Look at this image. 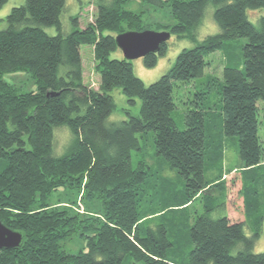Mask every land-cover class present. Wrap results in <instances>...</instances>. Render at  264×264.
<instances>
[{
  "label": "trees",
  "instance_id": "1",
  "mask_svg": "<svg viewBox=\"0 0 264 264\" xmlns=\"http://www.w3.org/2000/svg\"><path fill=\"white\" fill-rule=\"evenodd\" d=\"M8 1L0 0V9ZM128 1L94 0V20L82 28L73 18L68 35L44 29L61 30L67 0H26L4 19L0 220L24 241L19 249H0V264H264V252L253 251L264 219V14L259 28L248 16L264 11V0H149L170 7L175 24L160 26L164 31L196 46L182 50L169 72L148 86L132 62L112 58L117 35L149 30L141 14L123 8ZM209 6L220 33L197 42ZM237 39L245 43H226ZM82 45L94 48L98 89L85 78ZM167 50L166 43L142 59L145 66L155 67ZM220 51L222 77L206 76L205 57ZM20 72L31 75L36 90L5 79ZM205 77L180 130L174 87ZM115 89L131 104L140 99L139 115L108 121ZM63 128L70 141L56 155V132ZM229 143L237 147L239 169L225 164ZM232 172L242 184L236 220L228 213L225 176ZM201 198L204 213L190 212ZM215 210L224 216L213 219ZM75 236L85 247L73 254L63 245Z\"/></svg>",
  "mask_w": 264,
  "mask_h": 264
},
{
  "label": "rangeland",
  "instance_id": "2",
  "mask_svg": "<svg viewBox=\"0 0 264 264\" xmlns=\"http://www.w3.org/2000/svg\"><path fill=\"white\" fill-rule=\"evenodd\" d=\"M94 0H67L66 8L61 16V30L56 26L45 27V32L49 36H57L62 33L63 35H68L73 30V18L79 17V24L82 28L86 27L91 23L96 16V8L93 5ZM26 0H9L8 3L0 9V31L6 28L4 19L11 12L12 8L16 6L24 5ZM123 8L128 11H132L138 14H141L146 28L152 31H164V28L160 26H169L174 25L175 20L172 18L170 7L168 4L160 5L156 2L149 0H130L123 5ZM214 7L209 6L205 11L202 24L196 31L197 42L204 41L208 36L216 35L220 33L219 26L215 23L213 14ZM264 14L263 10L249 11L248 16L250 21L259 28V19ZM227 44L233 45H242L245 43L243 39H237L236 41H228ZM196 46V43L189 41L188 39L178 40L176 37H171L167 43V52L164 56L159 57L158 62L155 67L148 68L145 66L142 59L131 61L133 64V70L135 75L140 78L147 86L158 81L163 75L169 72L176 62V59L180 52L184 49L193 48ZM239 49V47H237ZM237 54L241 53V50H236ZM81 55L83 58V64L85 68V78L87 82L95 88H98L100 83V76L95 70L94 62V48L91 45H82L81 46ZM112 58L123 59L124 55L119 50L112 54ZM206 61L209 63V67L205 69V75H214L219 78L222 76L221 71L225 65V55L222 51L209 54L205 57ZM5 79L8 82H14L18 87L21 86L23 90H36L37 85L34 83L31 75L26 72L20 73H11L6 74ZM32 79V80H31ZM205 78H199L193 82L189 83H177L174 87V100L176 104V110L173 113V118L176 122L177 127L180 130H184L185 126V115L190 110L193 105L190 101L195 99L196 92L201 87L199 86ZM217 85V84H216ZM218 87L213 88V97L212 101L215 103L218 102L219 96ZM116 104L115 112L110 116L108 121L110 123H118L123 120L128 119V113L130 112L133 115H139V110L141 108L140 99H136L135 104L129 103L127 97L122 93L121 89H115L111 92ZM211 95V96H212ZM264 104V103H262ZM260 109L264 111V105L260 106ZM260 112V120L263 123L261 127V139L264 147V113ZM71 134L67 131V128L58 129L56 132L55 138V154L60 155L64 152L65 147L70 141ZM149 141V144H152ZM226 158L225 164L229 168L239 169L241 166V160L239 158L238 150L235 144L229 143L226 146ZM136 162V160H135ZM264 170V169H263ZM170 171V169H169ZM173 175H177L175 170H171ZM169 173V172H168ZM226 180L229 188V216L232 220L242 218V201L240 197L241 189V176L239 172H232L227 174ZM179 184L184 185V182ZM204 198L198 199L195 201L194 206L191 208L192 213L203 214L205 211L203 201ZM261 200L264 202V196L261 197ZM224 216L222 210H215L212 212V218L218 219ZM264 218V215H263ZM245 233L250 236V230L246 227ZM64 250L69 253L76 254L85 247V243L78 237H74L71 242H68L63 245ZM255 253L264 252V219L262 222V235L260 239L256 242L254 250ZM237 252L236 250L234 251Z\"/></svg>",
  "mask_w": 264,
  "mask_h": 264
},
{
  "label": "water",
  "instance_id": "3",
  "mask_svg": "<svg viewBox=\"0 0 264 264\" xmlns=\"http://www.w3.org/2000/svg\"><path fill=\"white\" fill-rule=\"evenodd\" d=\"M172 35L168 31H127L117 35L116 43L123 53L124 59L134 61L144 59L151 54H157L162 45L169 42ZM24 241L21 232L12 230L0 220V249L16 250Z\"/></svg>",
  "mask_w": 264,
  "mask_h": 264
},
{
  "label": "crops",
  "instance_id": "4",
  "mask_svg": "<svg viewBox=\"0 0 264 264\" xmlns=\"http://www.w3.org/2000/svg\"><path fill=\"white\" fill-rule=\"evenodd\" d=\"M100 84V83H99ZM99 87V86H98ZM95 88V87H94ZM96 89H98V88H96Z\"/></svg>",
  "mask_w": 264,
  "mask_h": 264
}]
</instances>
